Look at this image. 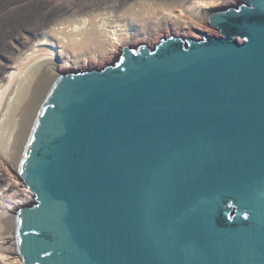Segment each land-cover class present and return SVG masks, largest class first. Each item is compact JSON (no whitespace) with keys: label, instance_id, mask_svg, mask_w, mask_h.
Returning <instances> with one entry per match:
<instances>
[{"label":"water","instance_id":"obj_1","mask_svg":"<svg viewBox=\"0 0 264 264\" xmlns=\"http://www.w3.org/2000/svg\"><path fill=\"white\" fill-rule=\"evenodd\" d=\"M204 12L220 37L124 46L45 74L11 150L34 200L23 264H264V0Z\"/></svg>","mask_w":264,"mask_h":264},{"label":"rangeland","instance_id":"obj_2","mask_svg":"<svg viewBox=\"0 0 264 264\" xmlns=\"http://www.w3.org/2000/svg\"><path fill=\"white\" fill-rule=\"evenodd\" d=\"M238 3V0H0V96L4 97H0V100L4 99L1 100L0 119L13 87L29 69L33 52L38 48L53 49V44L58 47L59 64L62 65L55 67L57 72L101 68L112 63L121 54L124 45L137 47L145 44L154 48L162 39L173 35L196 40L203 39L198 33L221 36L201 21L199 28L193 32L183 28L163 29L162 25H173L167 16L169 8L174 15L184 11L188 16L197 7L207 11L234 7ZM88 16L99 17L102 27L100 38L96 36L79 44L63 40L62 31L67 30L71 35L75 30L63 24L76 19L84 20ZM124 34L128 38H123L127 42L122 45L120 39ZM10 163V156L0 155V205L21 206L27 201L24 190L29 189L16 177ZM0 241L3 247L11 242L4 235L0 236ZM0 264L23 263L19 257L0 251Z\"/></svg>","mask_w":264,"mask_h":264},{"label":"bare ground","instance_id":"obj_3","mask_svg":"<svg viewBox=\"0 0 264 264\" xmlns=\"http://www.w3.org/2000/svg\"><path fill=\"white\" fill-rule=\"evenodd\" d=\"M221 1H224V0H221ZM142 10L144 12V9ZM150 10H152V8H150L149 11ZM170 11H172V8L168 9L169 14L167 16L169 17V20L171 19L173 21V25L167 23L165 25H162L163 29H166L169 27L170 28L172 27L174 29L183 28V30H187L189 32H193V30H196L199 28V21L202 22L201 17H203L204 12H205L202 10V7H197L196 9H193V11L188 16L186 15L184 11H181L178 14L175 13V15ZM147 12L148 11H146L145 13ZM63 25L64 27L71 26L75 28L73 34L71 35L70 34L68 35V33L66 32L67 30L62 31L61 33L62 35H64L63 40L68 39L70 43L78 42L76 44H79V43H84L85 41L87 42L88 40L90 41L91 38L94 39L96 36L99 38L101 37L102 27H100L101 24H100V20L98 16L97 17L88 16V18L84 20L76 19L74 22H66ZM204 34H208V33H204ZM99 38L97 41H99ZM123 38H128V35L126 34L122 35V38L120 39L122 40L121 41L122 45H124L125 42H127L126 40H123ZM68 41H66V43ZM57 48L58 47L54 46L53 44V49H50L49 47H41V48H38V51L33 52L34 58L30 60V66L28 67L29 69L26 70V72L22 74L23 76L20 79L19 83L13 87L14 89L11 91L9 95L10 96L8 99L9 101L6 104V107H4V111H2V115L0 119V155L2 154V156L5 155L7 157L11 155V150L14 146V143L19 134V131L22 127L21 125L23 124L26 118V115H27L26 112H28L29 107L32 103L31 100H33L36 94V91L38 89L37 87H39L41 81L45 77V74H47L51 70L56 71L55 67H57L58 65L60 66L62 65V64H59L60 56H59V51H57ZM0 97H3V96L1 95ZM1 100L4 101V99H1ZM1 100H0V105H1ZM24 191L26 192L25 196L27 197L26 199L27 201L24 203H28L32 198V193L31 191H28V190H24ZM4 204L3 206L0 205V236L5 234L4 227H5V220L7 217L6 215H8L12 211L11 209H14V207L16 206L19 207V204H15V202H14L15 205H10V204L4 205ZM22 205L24 204L22 203ZM0 251L1 252L3 251V243L1 241H0Z\"/></svg>","mask_w":264,"mask_h":264},{"label":"built area","instance_id":"obj_4","mask_svg":"<svg viewBox=\"0 0 264 264\" xmlns=\"http://www.w3.org/2000/svg\"><path fill=\"white\" fill-rule=\"evenodd\" d=\"M33 200H34V194L32 193V198H31V200L28 203L32 202ZM25 204H27V203H25Z\"/></svg>","mask_w":264,"mask_h":264}]
</instances>
